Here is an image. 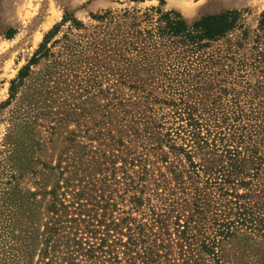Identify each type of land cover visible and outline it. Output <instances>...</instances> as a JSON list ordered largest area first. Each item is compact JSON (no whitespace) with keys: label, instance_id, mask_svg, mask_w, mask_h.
Instances as JSON below:
<instances>
[{"label":"rangeland","instance_id":"374dc122","mask_svg":"<svg viewBox=\"0 0 264 264\" xmlns=\"http://www.w3.org/2000/svg\"><path fill=\"white\" fill-rule=\"evenodd\" d=\"M162 1L164 3H160V0H0V203L6 193L16 202L13 207L16 217L5 218L4 221L0 215V264H39L42 259L48 260V256L41 258V254L45 225L51 217L48 212L52 199L49 192L56 184H59V194L68 187V200L71 186L77 183V178L75 176L70 180L69 186H66L64 178L70 175L68 171L72 175H80L83 167L79 164L81 155L87 151L83 146H87L89 150L96 149L95 151L100 147L104 148L103 138L110 129L107 125L103 126L102 122L107 124L110 121L107 114L113 104L123 98L138 99L143 95L140 89L130 88V84L137 83L139 79L149 89L147 84L151 83L152 95L142 109L163 123V132L166 129L172 131L171 127L177 125V121L173 120L174 111L180 109L178 104L182 99L188 103L201 100L199 109L219 114L249 109L253 99V103L264 99V90L257 89V75L249 72L251 65H241L239 62L243 57L252 61L262 48L260 46L256 51L253 46L260 15L264 13V0ZM151 7H158L163 13L176 11L188 24L204 16L237 10L241 12L240 28L203 50L202 55L210 58L208 65L169 45V48L160 53L161 73L154 75L153 71L147 73L146 70H138L139 67L129 64L127 60L136 55L134 51L123 50L125 59L117 57L120 50L117 35L123 32V27L147 31L157 25V13L148 21L140 18ZM66 11L73 13L88 30H70L69 23L62 25L47 44V56L30 66L28 75L10 97V82L29 62L44 35L61 21ZM107 12L113 15L111 24L106 23V26L110 24L107 32V28L105 32H100L95 28L100 22L91 15H103ZM117 23L122 29L112 35ZM153 49L156 48L149 46L147 53L155 54ZM152 60L155 61L154 58L149 59ZM230 66L234 70L228 74ZM180 72L190 75V83L180 86L177 91L158 87L155 83L156 79L162 77L170 82L175 76L179 77ZM202 73L206 74L195 84V77ZM123 79L125 82L121 83ZM196 86L199 89L195 90ZM220 87H224L221 92ZM212 100L220 102L219 106H214ZM245 126L248 127L247 122ZM98 127L102 130V139L95 136ZM113 132L111 125L110 133ZM123 141L125 146L121 148L124 149V154L130 150L138 159L140 156L147 159L149 171L143 182L128 168L126 172L129 171V175L118 170L98 175L97 179L106 178L103 195L112 213L111 216L106 215L107 218L118 219L129 215L132 235H137L140 228L144 230L147 227L149 239H158V247L161 245L166 249L159 250L161 255L167 252L165 257L163 255L158 259L159 264H202L195 257L189 258L188 254L180 256L178 253L175 217L180 214V222H183V215L192 213L191 206L187 204H190L194 187H208L206 193L219 209L210 207L209 214L199 215V219L194 215L195 224L191 225L189 236L195 238L193 246L196 248L201 239L212 233V210L217 214L218 220L235 219L228 209L219 206V200L223 199L220 192L216 187L206 185L204 179L195 182L196 179L187 177L189 168L183 154L174 155L171 152L167 161L162 162L157 156L160 150L153 154L147 140L142 139L132 144L128 142V138H123ZM257 143L259 141L254 142ZM259 145L261 153H264V144ZM163 150H168V147L165 146ZM106 151V156H109V151ZM194 161L199 162V156H195ZM121 163L118 161L116 166ZM135 169L139 170L138 166ZM173 171L182 172L181 181L174 178ZM258 181L264 184V176H259ZM129 183L132 184L128 185ZM244 191L241 188L238 190L239 193ZM134 194L143 199L139 206L131 201ZM93 195L92 198L99 194L93 192ZM224 203L225 201L223 205ZM11 213L10 216L13 215ZM160 213L168 216V226L154 233L157 226H152L153 218ZM98 217L101 218L100 215ZM5 222L10 227L4 228ZM127 232V228H123L122 234L117 236L125 241ZM171 241L172 244L168 247L166 244ZM57 246V250L50 254L59 264L65 249H60V244ZM221 249L222 264H260L258 257L264 256V234L243 230L224 243ZM121 251L123 248L119 246L115 250L121 259L118 264H130ZM66 257L67 254L64 261ZM135 264L143 263L138 259ZM203 264L211 262L205 260Z\"/></svg>","mask_w":264,"mask_h":264},{"label":"trees","instance_id":"16d2710c","mask_svg":"<svg viewBox=\"0 0 264 264\" xmlns=\"http://www.w3.org/2000/svg\"><path fill=\"white\" fill-rule=\"evenodd\" d=\"M160 3L164 2L160 0ZM154 13L159 14L156 19L157 25L147 31L123 27V32L117 35L120 43V50L117 49L119 55L115 54L118 59L122 60L125 59L123 50L134 51L136 55H132L127 60L129 64L139 67L138 70H146L147 73L153 71L154 75L161 73L162 56L160 53L169 48V45L180 49L184 55L195 56V59L208 65L210 58L202 55L203 50L211 43L225 38L228 33L240 28L241 12L237 10L204 16L191 24H188L178 12L163 13L158 7L147 9L140 18L146 21L151 20ZM91 17L100 22L95 27L96 29L105 32V28H107V32L113 15L111 12H107L103 15H91ZM66 23H69L70 30L72 28L88 30V27L77 20L73 13L64 12L61 21L44 35L29 62L10 82V97L15 94L17 87L28 75L30 66L37 64L42 57L47 56L49 50L47 44L58 33L59 28ZM106 23L110 24L106 26ZM116 26L117 28L111 32L112 35L122 29L119 23ZM263 39L264 13L260 15L253 46V48L256 47V51H258V47L262 46V48L254 55L252 61H248L245 57L239 59L241 65H251L252 68L249 69V72L251 75H257L259 91L264 90ZM149 46L156 48L152 51L155 54L147 53ZM150 58H154L155 61H149ZM239 67L244 70L243 67ZM233 70V67L230 66L228 74L233 73ZM245 73L247 72L245 71ZM205 74L197 75L194 79L195 84L202 80ZM146 75L151 76L150 74ZM213 80H218V78H213ZM219 80L221 82V79ZM120 82L124 83L125 79ZM155 83L158 84V87L177 91L180 86L190 83V75L180 72L179 77L175 76V79L170 82L166 77H162V79H156ZM147 85L150 87L149 89H146L138 79L137 83L130 84L129 87L140 89L143 95L138 99L123 98L113 104L111 111L107 114L110 121L107 124L102 122L103 126L107 125L110 129L107 132L108 135L103 138L104 148L100 147L95 151L96 149L89 150L87 146H83V148H87V151L81 155L79 164H82L83 167L80 175L77 173L72 175V172L68 171L70 175L64 178L66 186L71 184L70 180L75 176L77 178L75 181L77 183L71 186L72 190L68 200L66 197L68 187L67 190L59 194L57 193L59 184H56L49 192L52 199L48 205V212L51 213V217L45 225L44 247L41 254V258L48 256V260L42 259L39 264H57L55 257L50 253L57 250L58 244H60V249H65L59 264H118L121 260L115 253L118 246L123 248L121 253L126 262L130 264H135L138 259L143 264H159L158 259L167 255V252H163L161 255L159 250L166 249L161 245H159L161 248L159 249L158 239H149L147 227L144 230L140 228L137 235L131 234L129 215L118 219L106 216L112 215L107 199L103 195L104 179L106 178L97 179L98 175L102 176V172L108 171L115 173L117 170L122 171L124 175H129V171V174L126 172V168H128L132 173L137 174L139 180L143 182L149 171L146 165L147 159L141 156L138 159L137 155L129 152L130 150L124 154L125 151L121 148V146H125L123 138H128L130 144L142 139L147 140L153 154L160 150L157 156L162 162L167 161L171 152L174 155L183 154L188 163L187 168H189L186 173L187 177L196 179L195 182H198V179H204L206 185L216 187L220 192V197L223 198L219 200V206H224L223 208L228 209L229 213L235 217L232 221L218 220L217 214L212 210L210 212L213 215L212 233L201 239L200 244L195 248L193 246L195 238L189 236L191 225L195 224L193 222L194 215L199 219V215L209 214L210 207H213L214 210H218L219 207L206 193L208 187H194L190 196V204H187L191 206L192 213L183 215V222H180V214L175 217L174 225L175 232L178 233L177 244L180 256L188 254L189 258L195 257L197 260H201L202 264L205 260L211 264H222L221 246L234 238L235 234L243 230L264 234V184L258 181L259 176H264V153H261V149L258 147L259 144H264V99L258 103H253V99L249 109L221 114L213 113L207 109H199L201 100L188 103L182 99L178 104L180 109L174 111L173 120L177 121V125L171 127L172 131L166 129L167 131L163 132V123L158 122L154 115H150L145 109H142L143 104L153 92L151 83ZM248 86L252 90L249 83ZM198 87L196 86L195 90L199 89ZM223 88H219L220 92ZM256 93L259 96L258 92ZM115 99L116 95H114ZM212 101L214 106H219L220 102ZM244 121L248 123L247 128ZM111 125L114 130L112 134L110 133ZM100 127L96 129L95 136L102 139L103 133ZM106 137H108L107 140ZM177 140L180 142H176ZM255 141H259V143L254 144ZM165 146L168 147L166 151L163 150ZM106 150L109 151V156H106ZM195 156H199V162L194 161ZM118 161L122 162L120 166H116ZM136 166L139 170L135 169ZM173 174L176 180H182L181 171H173ZM239 188L245 191L239 193ZM183 190L185 189L183 188ZM93 192L99 195L92 198ZM96 196H98L97 199ZM230 197L232 199H229ZM13 199L8 193L1 199L0 215L3 220L16 217L13 209L16 202L12 201ZM66 200L67 203H65ZM131 201L135 206H139L143 199L140 195L134 194ZM186 207L190 210L188 206ZM11 211L12 216H10ZM99 215L101 218L98 217ZM167 217L166 213H160L153 218L152 226H157L154 233L166 229L168 226L166 224ZM5 226L10 227V224L5 222L4 228ZM123 228H127L128 231L125 241L117 236L122 234ZM150 232H152V227ZM171 244L172 241L166 245L170 247ZM65 254L67 257L64 261ZM258 261L263 264L264 256L258 257Z\"/></svg>","mask_w":264,"mask_h":264}]
</instances>
